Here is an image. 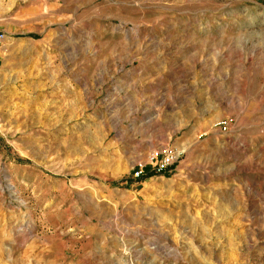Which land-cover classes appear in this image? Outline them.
Listing matches in <instances>:
<instances>
[{"label":"rangeland","instance_id":"374dc122","mask_svg":"<svg viewBox=\"0 0 264 264\" xmlns=\"http://www.w3.org/2000/svg\"><path fill=\"white\" fill-rule=\"evenodd\" d=\"M0 21V264H264V0H0Z\"/></svg>","mask_w":264,"mask_h":264},{"label":"built area","instance_id":"2783aa9c","mask_svg":"<svg viewBox=\"0 0 264 264\" xmlns=\"http://www.w3.org/2000/svg\"><path fill=\"white\" fill-rule=\"evenodd\" d=\"M6 38L5 32L0 21V52L3 49V42ZM220 132H225L229 128L228 121H217L214 124ZM179 152L177 150L162 149L161 151L153 152L147 156L145 160H138L132 167V177L140 179L151 174H163L171 168L177 161Z\"/></svg>","mask_w":264,"mask_h":264}]
</instances>
